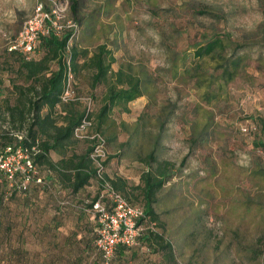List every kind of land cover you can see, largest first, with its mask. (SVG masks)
Wrapping results in <instances>:
<instances>
[{"label":"rangeland","instance_id":"374dc122","mask_svg":"<svg viewBox=\"0 0 264 264\" xmlns=\"http://www.w3.org/2000/svg\"><path fill=\"white\" fill-rule=\"evenodd\" d=\"M33 3L0 0L1 89L25 81L23 72H18V55L10 54L6 47ZM66 16L77 25L71 45L82 55L73 70L71 89L76 97H91L92 118L115 82L114 73L120 70L144 82L141 96L118 102L109 111V118L119 125L117 140H124L140 118L144 127L139 133L143 134L136 141L144 147L159 122L168 121L157 159L167 162L172 174L157 194L158 222L145 220L142 229L163 230L172 242L175 263L137 243L116 264H264V0H68ZM212 38L233 44L243 60L231 81L225 84L214 79L219 82L211 87L221 84V91L205 100L192 73L201 67L211 71L231 51L217 47L202 57L192 55L197 45ZM99 44L110 52L106 60L109 70L92 89L89 84L95 70L89 61ZM42 53L38 46L34 58ZM12 90L0 92V134L25 126L7 120L1 96L4 93L12 100ZM83 106L77 99L63 105L75 111ZM59 110L56 107L52 113L57 124L62 123ZM77 143L70 140L67 146L79 152ZM108 149L110 155L115 153ZM111 163L130 182H136L141 163L129 155H120ZM91 188L76 197L63 186H53L50 193L37 191L42 201H36V216L29 220L24 235L2 229L12 220L11 215H3L0 249L18 239L29 245L33 259L64 256L63 242L68 235L93 236L91 216L80 210L85 200L94 197L95 186ZM64 198L71 200L69 206H56ZM20 220L13 214L12 223ZM55 222L61 225L51 230ZM43 229L46 233L42 235ZM93 246L90 240L84 264H98Z\"/></svg>","mask_w":264,"mask_h":264},{"label":"trees","instance_id":"16d2710c","mask_svg":"<svg viewBox=\"0 0 264 264\" xmlns=\"http://www.w3.org/2000/svg\"><path fill=\"white\" fill-rule=\"evenodd\" d=\"M68 36L69 32L67 31L60 37H55L53 35L42 37L37 47L40 46L43 53L39 58H34V54L28 60L23 59V57L16 52L8 51L6 47V50L10 54L18 55V72L19 74L23 72L24 80L30 81L31 85L23 88V90L18 88L19 95H22L24 98L23 101H17V103H21V105L4 106L8 122L16 124L18 127L25 124L23 128L21 127V131L24 132V138L20 141L16 140L13 133L19 130L1 133L0 152L5 146L16 145L18 143L27 148L35 146L36 151L32 155V161L36 166L37 175L42 180V183L30 181L23 190H18L14 184H9L6 177H0V220L3 215H5V217H7V214L12 216V220H7L9 221V225L6 224L5 227L2 225L1 228L7 229V231L15 229L16 235H24V232L28 229L29 220L32 221L33 218L34 221L38 209L36 201L40 199L39 196H37V191L52 192L54 183L52 178H58L61 185L71 193L77 192L87 185L90 179L94 182L93 166L87 155L89 151L87 143L85 142L86 148L80 153L65 152V146L73 139L72 130L79 123L83 115V110L75 111L70 108H64L63 105L67 102H60L66 60L69 58V64L73 71L74 67L78 64L79 58L82 56L81 54L79 56L77 52H75L73 45L70 46L69 54L64 52V46ZM217 47H222L224 49L231 48V51L228 56L222 57L220 62L216 63L215 68L211 71L201 67L192 73V77L195 79V86L198 89L203 88L201 96L205 100L215 97V94L221 91V84L216 85V89L211 87L219 82L214 79H220L221 82L225 84L231 81L237 73V67L243 60L239 54L235 53L234 45L227 40H222V38H212L202 45H197L192 55L195 57H202L210 54L217 49ZM94 53L95 54L91 56L89 61L95 70L89 84L92 89L95 88L99 81L105 79L106 73L109 70V64L106 60L110 55V52L106 50L103 44L97 45ZM52 64H54V68L51 67ZM82 65H84L83 61L81 62V66ZM215 70H219L218 74L214 72ZM114 81V84L107 89L105 101L93 115V129L103 134L107 148L109 147L115 150L113 155H107L104 161L105 164H107L109 160L117 159L120 155H129L132 160L141 163V166L138 168L136 182H130L129 179L126 180V175L107 176V178L113 190L120 193L128 203L142 207L144 212L142 223L147 220L149 223L153 224L155 221L158 222V213H156L154 209V206L157 205L160 200L157 194L172 174L167 166V162L157 159L159 141L162 139L165 130L164 125L168 121L165 119L159 122L156 132L147 137L148 140L145 142L144 147L142 143L136 141L138 136L143 134V132L139 133L142 126L144 127V122L142 123L140 118L134 123L132 130L127 132V136L124 140H117V129L119 125L109 118V111L113 105L118 102H129L141 96L144 80L137 76L123 74L120 70H116L114 73ZM119 84L120 86L117 87ZM28 94H30L29 98H27ZM25 100L26 104L24 102ZM56 106L60 107L59 111L64 112L60 114L62 115V123L60 124L56 123V117L52 114ZM44 107L45 110L43 111ZM25 119L28 121L24 123ZM51 152L58 154V159L52 160L50 156ZM94 186L95 194L90 201H94L97 196L95 182ZM32 194L36 195L34 201L28 198V196ZM14 195L16 198H12ZM131 196L139 201L140 204L134 202ZM40 200L42 201V199ZM16 201L21 205L15 210L14 205ZM70 202L71 201L64 198L57 201L56 206L66 207L69 206ZM90 206L91 203L84 201L80 210L91 216L90 221H93V236L84 239V236L78 238L74 236L71 238V235H68L67 240L63 242V246L65 247L64 256L51 255L48 259L46 258L47 260L33 259L28 254L29 249L27 247H29V245L17 239L16 244L12 243L9 244V246H4L3 250L0 249V253L3 252V254H0V264H84L83 254L89 255L91 249L90 240H92L94 244L95 239V223L92 214L87 211ZM13 214L22 218L19 224L12 223ZM60 225V222H55L52 223L50 228L51 230H56ZM159 225L162 227L160 222ZM41 233L42 235L45 234L46 230L43 229ZM137 243L139 246L147 249L149 253H160L168 263H175L172 242L165 238L162 229L160 231L153 230L151 227L146 228L144 231L142 229L141 234L137 238L136 244ZM93 247L95 252H97V263L101 264L100 253L95 245ZM130 247L131 246L117 245L114 255L110 260V264H116L118 257H122ZM71 249L74 252H71ZM63 254L64 252L61 253V255Z\"/></svg>","mask_w":264,"mask_h":264},{"label":"built area","instance_id":"2783aa9c","mask_svg":"<svg viewBox=\"0 0 264 264\" xmlns=\"http://www.w3.org/2000/svg\"><path fill=\"white\" fill-rule=\"evenodd\" d=\"M67 8L68 0H34L31 12L21 23L14 38L8 42L7 50L16 52L23 59L28 60L35 54L37 44L42 37L48 35L60 37L68 31L64 52L69 54L72 39L77 35V25L67 18ZM65 65L60 102L77 99L84 104L83 115L72 130V138L86 142L89 147L87 155L93 166L97 196L94 201L87 200L91 203L87 211L92 214L95 223L94 245L100 253L101 264H110L117 245L136 244L142 231L144 212L141 206L128 203L120 193L113 190L104 163L108 155L105 137L93 129L91 97L74 95L71 89L73 71L69 58ZM13 135L17 141L24 138L23 131L15 132ZM35 151V146L27 148L18 143L7 145L0 152V172L4 173L9 184H14L18 190H23L30 181L42 183L32 161Z\"/></svg>","mask_w":264,"mask_h":264},{"label":"crops","instance_id":"0c3cea01","mask_svg":"<svg viewBox=\"0 0 264 264\" xmlns=\"http://www.w3.org/2000/svg\"><path fill=\"white\" fill-rule=\"evenodd\" d=\"M29 85H31L30 84V81H24L23 82V84H11V86H5V87H8L9 89H12L13 88V90H12V94H11V96L13 97L12 98V100L11 99H7V96L6 95H4V93H3V96H1V97H3L2 99H1V101H3L4 102V105H7V106H13V105H21V103H17V101H23V96L22 95H19V92H18V88H20L21 90H23V88H25V87H27V86H29ZM8 88H5V89H1L0 88V92H4V91H6V89H8ZM36 88V87H35ZM25 97V96H24ZM30 97V94H28L27 95V98H29ZM7 101H13V104L12 103H7ZM25 102V104H26V100L24 101ZM57 107V106H56ZM55 107V108H56ZM45 110V107L43 108V111ZM61 114H63L64 112L62 111V112H60ZM72 140H74V139H72ZM76 142H78L77 143V149L79 150V152L78 151H76V150H72V149H70V147L69 146H65V152L66 153H71V152H75V153H80V152H82V151H84V149L86 148V143L85 142H83V141H77V140H75ZM109 148V147H108ZM107 148V149H108ZM72 150V151H71ZM53 155H56V157H52L51 156V158H52V160H56V159H58V154H56L55 152H51ZM50 153V154H51ZM108 154H109V149H108ZM106 172H107V176L108 177H113V176H116V175H125L123 172H122V170L120 169V168H118V166H115V164H113V163H111V160H109L108 162H107V164H106ZM53 179V186L54 187H57V186H61L62 187V185H61V183H60V181H59V179L58 178H56V177H54V178H52ZM126 180L127 179H129V177H127L126 176V178H125ZM93 181H92V179H90L89 180V182H88V184L87 185H85L84 187H82L81 189H79L77 192H74V193H72V195L73 196H77L81 191H85V193H88L89 191H91V187H94V185H93ZM66 189V188H65ZM35 197H36V195L34 194H32V195H29L28 196V198L31 200V201H34L35 200ZM67 200H70L69 198L67 199ZM71 201V200H70ZM20 203L18 204L17 203V201L15 202V210L17 209V208H19L20 207Z\"/></svg>","mask_w":264,"mask_h":264}]
</instances>
